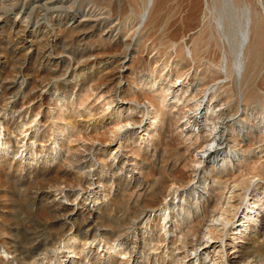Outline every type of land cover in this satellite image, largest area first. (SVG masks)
I'll list each match as a JSON object with an SVG mask.
<instances>
[{
  "label": "rangeland",
  "instance_id": "374dc122",
  "mask_svg": "<svg viewBox=\"0 0 264 264\" xmlns=\"http://www.w3.org/2000/svg\"><path fill=\"white\" fill-rule=\"evenodd\" d=\"M23 5L34 10L19 32ZM248 8L264 14V0H17L3 10L0 264H177L226 202L237 203L234 222L255 204L254 227L239 239L232 224L211 240L264 264V140L254 137L264 112V27L244 69L236 66ZM87 10L95 24L81 19ZM157 87L169 88L162 104ZM205 89L216 90L207 102L223 113L227 134L211 150L220 160L199 162L208 122L194 124L189 107ZM243 121L254 133H243ZM168 206L176 218L162 227ZM183 235L192 242L179 247ZM208 246L201 264L216 256Z\"/></svg>",
  "mask_w": 264,
  "mask_h": 264
},
{
  "label": "bare ground",
  "instance_id": "6f19581e",
  "mask_svg": "<svg viewBox=\"0 0 264 264\" xmlns=\"http://www.w3.org/2000/svg\"><path fill=\"white\" fill-rule=\"evenodd\" d=\"M1 2L3 3V5H2V8H0V23H1V20H3L2 17L5 15V13L3 12V10L7 11V9H9V7H13L15 5V2H17V0H2ZM149 3H150V0H149ZM26 7H25V5H23L22 8H21V10L19 11V13L15 17V20L16 19H19L18 21L21 20L24 23L23 26L22 25H18L19 32H23V31L26 30V25H29V21L30 20H27V21L25 20V22L23 20L27 16H28V19H29V17L31 18L32 13H33V10H34V8L32 7V8L29 9V11H27ZM148 7H149V4H148ZM91 12H92L91 10L90 11H88V10L87 11H84V13L81 16V19H91L90 17H92L94 19L92 21L93 22L95 21L94 22V24H95L98 21V19L97 18H94V17H96V15L95 14H92ZM149 12H150L149 11V8L148 9L145 8V10L143 12V19H146L147 18ZM229 17L230 16H228V18ZM220 18H221V20H220V22H218V25H220L223 28L225 26L227 27L228 25H226V21H228V20H226V18L224 16H220ZM71 19H73V17ZM72 21H74V19L71 20V22ZM37 22L38 21L36 20L35 23H37ZM239 26H240V28H239L240 31L239 32L241 33V39L239 40L240 43L238 44V48H237L238 49V52H237L238 53V58H237V64H236V66H237V68H240L239 69V71H240L241 69L242 70L244 69V59L247 56V54L250 52V50H252L251 48H253V46H254L252 44V42L255 44V42L252 41V38H254L256 35L258 36V33H260V30L264 27V14H263V12H255V11H253V10H251V9L248 8V13H246L244 20L239 23ZM0 28H2V26H0ZM37 28L38 27H34V29H32L30 31V33L32 34V36L38 31ZM254 40H255V38H254ZM192 52L193 51L191 50V48L190 47H187V54H188L189 57H193V53ZM75 64L78 65L79 64V61H76ZM97 81H96L97 83L95 85H97V84L99 85L100 84L99 82H101L100 79L97 80ZM155 85H156V82H153L150 87L152 88ZM162 87H164V86H162ZM193 87H194V83L193 84L192 83L187 84L186 87H185V92H187L188 89H191ZM209 88H210V86H209ZM210 89L212 90V88H210ZM168 90H169L168 87L165 88V89H163V88H159L158 89V87H157L156 90H152L151 92H153V91H154V93H155V91L157 92L158 98H160V103L162 104L165 100H167L166 97H167V94H168V92H167ZM205 91H206V94H204L196 103L192 104V107H189L190 112L192 114V116H190V117L193 119V122L195 121L194 124H196V125L202 124L205 120H207V122H208V123L205 124V126L208 127V129H207L209 131L208 132V137L210 139L208 140V138H207V140L209 142H206L204 144V146L202 145L200 149L196 150V155L200 158V160L198 159L199 162L202 161V160L205 161L204 159H206V158H210L211 160H214V161L215 160L216 161L217 160H220L219 158H217V156H218L217 154H214V155L211 154V152H212L211 150L214 149L216 151L217 150L216 149L217 148V145L223 140L225 134H227L226 133V129H225L226 127L223 126L225 124V118L224 117H221L223 113L221 111L212 110V107L207 102V100H209V102H210L211 100H213L215 98V91L216 90H214L212 92L213 94H210V92H209L210 90L209 89L208 90L205 89ZM209 95H210V99H207L209 97ZM191 98H194L193 95H192ZM112 102H113V98L111 96H109V98L106 97V100H105L104 103L105 104H108V107H109ZM154 103H155V101L153 99H148L146 101V105L144 107L146 109V113L147 114L148 113H153V116H152L153 120L150 122V126H153V127H155L158 124V122H159V119H157L158 116L156 114L157 111H158L157 108H156L157 106L155 107V104ZM149 106L152 107V111L153 112L151 110L148 111V107ZM185 106H188V105H185ZM161 109L162 108H160V110ZM202 110H204V111L202 112ZM182 113H186V111H184L182 109L181 111H179L177 113V115H181ZM219 118H222L221 121H217V120L215 121V119H219ZM132 120H133L132 122L131 121L126 122V124H124V125L131 124V123H133V122L136 121L134 118ZM210 121H211V123H210ZM243 122H244L243 123V126H242L243 127V133L244 134L245 133H250L251 132V127L249 125H247V123L245 121H243ZM257 126L258 127L260 126L259 134L258 135H254V137L258 141L264 140V112H260L259 113L258 125ZM122 127H123L122 124H120V123H119V125L116 124L115 132L118 133L119 130ZM151 132L152 131H148L147 132V135H150ZM251 133H254V131H252ZM189 135H192L191 132H189ZM227 158H228V156H227ZM224 159H226L225 155L222 156L221 160L224 162L225 161ZM223 162H222V164H223ZM213 163H215V162H213ZM198 165H199V163H198ZM236 205H237V203L234 204V203H231V202H226L225 205L223 204V206H221V208H220L221 211H219V215L218 216L216 215V217H214L213 221L209 222V224L206 225V228L204 230V234H207V237L205 239H199V241L193 243L194 241L192 242L190 239L187 240L186 237L183 235V237L181 238L182 244L180 246L179 245L178 246L179 247H184L186 245V242L187 243H191L192 242V244H190L191 246L189 247V249H187V250H180L178 252V254H176V255H178V258L176 260L177 264H186L189 260H194L196 262V264H201V258L199 256L200 253H201L200 250L201 249H205L208 245H211L212 248H214V250L216 251V256L214 257V261L212 263H210V264H254L255 262L251 261L250 260L251 258L250 259H247V258L246 259H242L241 255L239 254V252H240L241 249L237 248L236 246H234L233 249H231L230 251L226 252V250H225L226 248L224 249V247H222V245L216 244L214 242V240H211V238L213 239V237L214 238L215 237L216 238L218 237V239L220 238L222 240V237L224 236V234L227 232V229L232 224H234V226L232 225L233 227H230V228L231 229L234 228L235 231H233V233L236 234V237H238V238L240 237L239 239H241V237L246 238V235L248 233L247 230H250L251 228L254 227L253 223H254L255 218L252 216V212H253V208H254L255 204H253L251 207L247 206L245 211H244V209L241 211V213H243V217H242L243 219L240 222H237V221L234 222V220H233V216L237 213V208L238 207ZM151 208H153V207H151ZM231 208L233 209V212H228V211L231 210ZM171 209L172 208L170 207V209H169V206H168V210L167 211L166 210L163 211V212L161 211L162 213L160 215V218H161L162 227L163 226H166L167 222L169 221L168 218L173 217L174 212ZM183 210H184V212H180L179 213L181 215V217L179 218L180 220L183 219V218H185V216L189 213V210L187 211V210L184 209V205H183ZM185 211L188 212V213H186ZM254 215H255V213H254ZM174 217H173V219H174ZM207 223H208V221H207ZM200 227H202V226H200ZM165 231H167V230L165 229ZM218 239H215V240H218ZM162 241L163 240H161V242ZM222 243H223V241H222ZM200 246H201V249H200ZM8 252L9 251L6 248H4L3 251H2V253L4 255H6Z\"/></svg>",
  "mask_w": 264,
  "mask_h": 264
}]
</instances>
